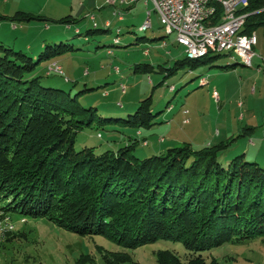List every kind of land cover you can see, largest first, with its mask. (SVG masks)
Listing matches in <instances>:
<instances>
[{"label": "trees", "instance_id": "1", "mask_svg": "<svg viewBox=\"0 0 264 264\" xmlns=\"http://www.w3.org/2000/svg\"><path fill=\"white\" fill-rule=\"evenodd\" d=\"M247 12L250 16L242 33L264 30V0H250ZM0 18L36 19L24 12ZM75 21L72 16L60 20L66 24ZM107 24L105 29L87 34L109 33L111 23ZM120 35L117 29L114 45L120 43ZM5 44L0 40L2 213L45 218L83 237L103 236L124 249L98 247L106 264H140L129 251L159 241L181 244L186 253L157 250L158 264H219L216 258L209 260L215 249L259 239L264 243V166L249 161L246 154L227 165L222 160L232 143L246 134L201 149L185 143L144 159L134 155L140 142L134 137L118 150H77L78 134L95 124L98 128L114 123L137 130L152 127V95L127 120L103 119L97 108L80 104L83 92L73 96L64 89L45 86L37 74L43 62L74 51L73 45L63 41L47 44L36 59ZM211 53L216 52L177 61L167 77L179 67L194 69L220 57ZM49 65L47 76L54 74L48 75ZM153 68L138 65L136 71ZM9 234L10 238L12 231ZM79 262L95 264L90 255Z\"/></svg>", "mask_w": 264, "mask_h": 264}, {"label": "rangeland", "instance_id": "2", "mask_svg": "<svg viewBox=\"0 0 264 264\" xmlns=\"http://www.w3.org/2000/svg\"><path fill=\"white\" fill-rule=\"evenodd\" d=\"M106 1L0 0V16L13 18L17 12H24L36 18L29 22L0 18V25L4 26L0 31V40L16 51L22 49L32 54L36 59L47 44H60L63 41L73 45L74 51L54 58L60 61L64 75L54 73L47 76L46 66L54 60L43 62L37 74L42 77L45 86L64 89L73 96L83 92L79 96L80 104L86 108H97L103 119L127 120L129 115L136 112L139 103L152 95L154 125L140 129L143 136L139 138L134 152L139 159L157 155L173 142L182 141L187 136L195 149H201L213 141L214 144L228 142L247 127L251 115L258 116L264 126V71H260L263 72L260 74L257 69L259 58L254 59L253 67H248L235 53H211L212 57H220L211 64H202L193 70L189 66L179 67L177 72L167 77L170 70L177 66V61L185 59L187 53L183 47H177L175 34H166L152 1L140 0L131 10L120 4L114 7ZM116 10L123 11V22L115 16ZM149 12L152 26L144 31L141 26L148 20ZM69 16L76 21L70 24L60 22ZM109 21V33L87 34L96 28L105 29ZM117 29L121 30L120 43L114 45ZM256 33L258 45L255 53L263 65L264 30L258 29ZM144 37L150 41H142ZM109 51L113 54H109ZM168 52L173 55H168ZM159 55V61L153 62L154 57ZM146 64L154 68L148 72L136 71L138 65ZM233 64L239 65L235 69H223ZM87 71L91 73L89 77ZM241 78L247 82L242 93L238 83ZM96 79L98 84H93L92 81ZM204 79L207 80L205 85L202 84ZM92 87L94 90L85 91ZM254 88L257 92H253ZM216 91L219 100L215 99ZM182 112L186 120H194L193 127L182 126ZM177 114L180 118L172 123ZM241 116L246 120L240 121ZM137 131L121 123L106 124L101 128L95 124L93 128H86L78 134L76 149L94 147L97 153L118 150L129 144ZM216 135L220 138H216ZM163 137L165 143L162 144L159 140ZM142 139L148 140L149 145H143ZM249 140V136H244L233 142L222 156L224 164L246 154L249 161L256 160L264 166V128L260 127L255 138V142L258 141L256 148L248 145ZM10 217L0 210V264H81L79 261L85 255L92 256L95 264H106L98 247L110 251L124 250L103 236L83 237L45 218L32 219L17 213H12ZM24 219L26 222H23ZM10 231L13 234L9 238ZM157 250L176 251L180 255L186 253L181 244L167 241L129 252L140 264H158L154 255ZM211 256L209 260L216 258L219 264H264V243L259 239L243 245L228 244L213 250Z\"/></svg>", "mask_w": 264, "mask_h": 264}, {"label": "built area", "instance_id": "3", "mask_svg": "<svg viewBox=\"0 0 264 264\" xmlns=\"http://www.w3.org/2000/svg\"><path fill=\"white\" fill-rule=\"evenodd\" d=\"M137 1L107 0L106 2L109 5L115 6L117 3L127 5ZM151 1L155 11L160 16L161 24L166 33L171 35V26L180 27L181 36H176L175 42L177 45L184 47L186 53L198 54L200 52H218L223 49H233L236 50V54L246 56V61L253 62L256 57L255 47L258 45L257 33H242L246 20L250 16V13L247 12L250 0ZM206 13H215L216 21H206ZM115 16L118 20H121V18H124L123 11L116 10ZM151 26V12H149L148 20L141 27L149 29ZM262 59L264 61V58ZM260 68L264 69V63ZM47 72L48 75L51 73H64L58 63L50 64ZM202 83H207V80L202 81ZM123 91L125 92L124 87ZM215 98L219 99L217 93H215ZM184 122L188 123L189 120H185ZM98 136L102 138L101 134ZM163 141L164 139L162 138L161 142ZM145 142L146 140L143 141V145Z\"/></svg>", "mask_w": 264, "mask_h": 264}, {"label": "crops", "instance_id": "4", "mask_svg": "<svg viewBox=\"0 0 264 264\" xmlns=\"http://www.w3.org/2000/svg\"><path fill=\"white\" fill-rule=\"evenodd\" d=\"M140 0H138L137 2H135V3H133V4H127V5H121L120 4V6H123V7H126V9H129V10H131L135 5H137L138 4V2H139ZM119 3H117L114 7H117V5H118ZM107 20H110V19H105V21H107ZM104 21V22H105ZM123 21H124V19H123ZM123 21H120V22H123ZM110 22V21H109ZM111 23V22H110ZM143 26V25H142ZM3 25H0V31H2L3 30ZM142 30V29H141ZM147 31V30H146ZM155 40H157V39H153L152 41H155ZM142 41H150L148 38L147 39H144V40H142ZM7 43H8V41H6ZM52 43V42H51ZM41 45V44H40ZM177 47H182V46H179V45H177ZM184 48V47H183ZM32 48L30 47V50H31ZM185 49V48H184ZM22 50V49H21ZM186 52V51H185ZM173 55V53H170V52H168V55ZM186 54V53H185ZM159 57H160V55L159 56H157V57H154V59H153V62H158L159 61ZM177 57H174V59L175 60H177L176 59ZM186 58H187V55H186ZM255 58H259V61H258V63H257V69H258V71H259V73L261 74V73H263V72H260V71H264V69H262V68H260V66L262 65V62H261V58L260 57H255ZM254 58V59H255ZM184 60V59H183ZM181 61V60H180ZM254 61V60H253ZM51 62V61H50ZM54 62H57V63H59L60 64V61H58V60H55L54 59ZM212 63V62H211ZM211 63H208V64H211ZM204 65V64H203ZM237 65H239V64H237ZM236 65V66H237ZM60 66L62 67V65L60 64ZM152 66V65H151ZM236 66L234 67V69L236 68ZM62 69H64L63 67H62ZM161 69V71L162 70H164L163 68H160ZM90 70V69H89ZM193 70V69H192ZM64 72V71H63ZM89 72V73H88ZM237 72V71H236ZM86 73H88V76L87 77H89L90 75H91V73H90V71H87ZM97 75V74H96ZM259 75V74H258ZM95 81V82H94ZM93 82V84H98V80L96 79V80H93L92 81ZM239 83V85H240V92L242 93V91L245 89V86H246V84H247V82H245L244 81V79L243 78H241L240 79V81L238 82ZM203 84V83H202ZM207 84V83H206ZM161 85H162V83H161ZM203 85H205V84H203ZM88 90L90 89V88H87ZM91 89H94L93 87L91 88ZM253 92H257V90H256V88H254L253 89ZM215 93H217V91L215 92ZM218 94V93H217ZM218 97H219V94H218ZM220 98V97H219ZM216 99V98H215ZM217 100V99H216ZM219 100V99H218ZM174 111V109L173 110H171V113ZM180 113V112H179ZM178 113V114H179ZM176 115L175 116V118H174V120H172V123H176L177 121H178V119L180 118L179 117V115ZM191 114V112L189 113V115ZM197 116V115H196ZM186 120V115L184 116V114H183V112H182V122H181V124H182V126H184V127H187V126H189V125H191L190 127H193V122H194V120L193 119H190V122H188V123H185L184 121ZM239 120L240 121H245L246 120V117H240L239 118ZM247 127L245 128V129H243V131L241 132V134H246V136H249V141H248V145L249 146H253V148H256L257 146H258V141L257 142H255V138H256V136H258V134H259V130H260V127L262 128H264V126H262L261 125V122H260V118L258 117V116H256V115H251V117H248V120H247ZM263 122H264V117H263ZM169 124H171V122L169 123ZM168 124V125H169ZM176 125V124H175ZM246 129H249L248 131L246 130ZM187 135H189V134H187ZM186 135V136H187ZM221 135V134H220ZM141 136H143V133L141 132V130H138L137 131V134H136V137L135 138H141ZM216 138H220V136H218V135H216L215 136ZM133 138V137H132ZM163 139H164V137H163ZM257 139H258V137H257ZM256 139V140H257ZM144 139H142L141 141H143ZM190 139H189V136H187V137H185L184 138V140L182 139V141H177V142H173V144L172 145H169L165 150H163V151H161L160 153H163V152H165L167 149H170V148H173V147H179V146H182L183 144H185V143H190L191 141H189ZM146 141H148V140H146ZM159 142L160 143H165V139H164V141L163 142H161V138H160V140H159ZM214 142V141H213ZM209 143L208 145H206V146H213V145H217V144H214V143ZM260 142V141H259ZM191 144V143H190ZM262 144H264V142H262ZM128 145V144H127ZM148 145H149V141H148ZM147 145V146H148ZM192 145V144H191ZM193 146V145H192ZM206 146H204V147H206ZM194 147V146H193ZM159 153V154H160ZM256 161V160H255ZM256 162H258V161H256Z\"/></svg>", "mask_w": 264, "mask_h": 264}, {"label": "bare ground", "instance_id": "5", "mask_svg": "<svg viewBox=\"0 0 264 264\" xmlns=\"http://www.w3.org/2000/svg\"><path fill=\"white\" fill-rule=\"evenodd\" d=\"M215 18V13H206V21H210L212 19ZM124 18H121V20H123ZM120 21V20H119ZM144 31L148 30L143 28ZM119 32V31H118ZM168 36L170 34L166 33ZM175 34L176 36H181V29L179 26H171V35ZM230 52V53H235L236 54V50L233 49H223V50H219L218 52ZM210 52H200L198 54H194V53H187V58L188 59H198V58H202L204 56H207ZM109 54H112L111 51H109ZM237 56H239L243 62L244 65L248 66V67H253V62L251 61H246V56H243V54H236ZM206 79H204L203 81H205ZM206 84V83H203ZM145 144H147V142H145Z\"/></svg>", "mask_w": 264, "mask_h": 264}]
</instances>
